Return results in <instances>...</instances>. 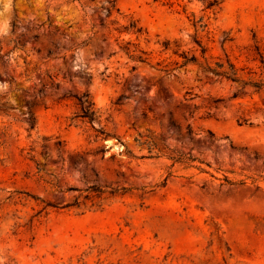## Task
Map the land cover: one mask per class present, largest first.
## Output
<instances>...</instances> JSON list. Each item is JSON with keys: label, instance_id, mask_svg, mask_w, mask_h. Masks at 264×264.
<instances>
[{"label": "rangeland", "instance_id": "374dc122", "mask_svg": "<svg viewBox=\"0 0 264 264\" xmlns=\"http://www.w3.org/2000/svg\"><path fill=\"white\" fill-rule=\"evenodd\" d=\"M0 264H264V0H0Z\"/></svg>", "mask_w": 264, "mask_h": 264}, {"label": "trees", "instance_id": "16d2710c", "mask_svg": "<svg viewBox=\"0 0 264 264\" xmlns=\"http://www.w3.org/2000/svg\"><path fill=\"white\" fill-rule=\"evenodd\" d=\"M113 2L114 1L109 2V4H110L109 9L114 8ZM214 5H215V3L209 4L207 8H210ZM136 32L139 33L140 31L137 30ZM137 61L145 63V59H142L141 57H138ZM205 72H207L209 74V76H211L212 78H216V79L230 81L232 83L240 84L242 89H244L245 87L248 86V87H252V88L259 90L263 86L261 83H254V82H250V81L245 82V81L241 80L237 76V72L231 64H228L227 69H225L223 67V65H217V69L207 68L205 70ZM77 117H80L81 119L87 120L89 123H92V121L94 120V117H95V111L93 110V104L87 103V106L85 108L81 109V116H77ZM189 160L193 161L192 159H189Z\"/></svg>", "mask_w": 264, "mask_h": 264}]
</instances>
